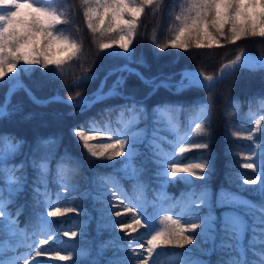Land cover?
Wrapping results in <instances>:
<instances>
[{"label": "snow or ice", "instance_id": "1", "mask_svg": "<svg viewBox=\"0 0 264 264\" xmlns=\"http://www.w3.org/2000/svg\"><path fill=\"white\" fill-rule=\"evenodd\" d=\"M146 10L153 16L169 18L173 25L164 30L166 35L162 41L155 31L151 37L154 48L161 52L169 48L185 52L193 48L222 49L225 45H235L237 41L248 38H264V0H181L179 4H169L168 0H79L78 6H74L72 0H52L47 5L39 0H0V85H9L4 100L0 101V120L22 110L20 104L12 105V96L17 91H23L34 104L40 106L68 104L76 109L67 113L69 116L82 115L110 98H121L124 104L107 107L97 113L110 116L118 109L119 115L115 120L117 127H113L110 120L101 124L92 117L72 126L70 136L75 138L86 158L101 161L102 166L111 167L114 172L125 173L126 178L137 182L136 187L141 193L137 197L139 202H132V206H128L120 198L119 181L114 174H96L92 178L93 187L81 188L82 162L65 148L55 161V183L60 190L56 193V199H52L49 191V179L53 175L51 166L61 147L63 135L37 137L35 145H28L25 151V139L0 132V229L9 233L19 231V217L27 205H17L14 211L8 209L15 202L11 198L31 185L34 215L27 224L43 237L38 236L29 245L28 254L12 264L71 261V255L62 254L66 249L56 250L52 245L57 243L61 234L69 238L79 235L86 237L83 222L73 225L80 229L79 232L71 227L62 231L66 221H60V225L53 227L56 222L49 218H66L69 214L89 217L88 210L82 206V202L89 198L104 204V208L97 211L102 212L109 222L100 224L99 228L121 232L124 236L120 239L127 240L123 245L106 240L98 246L97 256H102L110 248L127 254L123 261L109 259L107 264H157L154 254L159 255L158 250L196 245L197 237L200 254L217 255L216 264H264V151L260 152L259 165L253 162L239 165L252 170V177L245 179L238 174L240 184L236 191L222 187L213 198L209 190L210 178L215 174L211 150L214 124L220 116L225 120L226 127L229 126L231 108L234 106L218 107L215 89L224 79L241 70H264V54L255 57L241 50L234 59L220 67L219 74L185 68L167 74L145 75L139 67L132 66L148 67L143 57L133 59L135 48L132 45ZM76 15H82L99 52L121 57L126 63L109 69L90 95L77 90L74 95L61 96L57 90L46 98L38 97L36 91L41 90L44 84L36 83L34 91L33 86L21 79L22 75L36 70L32 66L40 67L47 82L59 79L62 81L61 87L74 89L81 88L98 76L97 71L88 73V69L84 68L85 75L76 77L70 84L65 82L68 71L75 70L71 69L70 62L79 60L83 51V41L74 38L69 31L78 32L75 28ZM60 25L64 27H58ZM129 76H135L148 89L143 99H137V90L128 91ZM112 77L115 79L109 85ZM161 89L175 99L149 108L146 101ZM193 89L197 90V95L199 92L205 94L193 104L186 105L184 94ZM183 113L188 114L186 129L181 126ZM26 118L30 119L31 115ZM161 122L176 136L175 143L169 142L171 151H165L162 147L165 137L161 133L165 129L161 128ZM262 124L264 117L255 119V130L261 131ZM229 135L240 137L241 133L229 132ZM253 135L254 132L250 130L246 138L252 140ZM193 136L201 142H192ZM260 139L264 142V131H261ZM141 146L149 150L145 162L151 160L158 168L156 176L161 189L173 180L193 184L195 178L202 182L198 190L194 189L180 199L161 191L158 202H143L144 185L140 177L144 169L135 163L141 154ZM193 150L203 151L187 158L195 162H185L184 154ZM244 159L251 160L252 156ZM117 164L121 167L117 168ZM29 169L35 173L31 181ZM84 180L88 178L84 177ZM226 181L232 183L231 174L226 176ZM5 184L7 188L3 186ZM250 185L257 187H246ZM64 193L75 195L68 200ZM6 195L10 199H5ZM253 196L256 198L253 199ZM77 199L81 201V207L67 206ZM149 203L157 213L179 209L178 215L184 218V222L166 214L160 216L156 223L148 212ZM129 214L127 222L113 219ZM77 255L90 256L91 249L78 251ZM0 264L3 262L0 261ZM91 264H99V260L93 258ZM176 264H185V260L178 259ZM191 264H205V261L195 259ZM208 264L212 262L209 260Z\"/></svg>", "mask_w": 264, "mask_h": 264}, {"label": "trees", "instance_id": "2", "mask_svg": "<svg viewBox=\"0 0 264 264\" xmlns=\"http://www.w3.org/2000/svg\"><path fill=\"white\" fill-rule=\"evenodd\" d=\"M52 3V0H48L47 4ZM74 6H78L79 0H72ZM169 4H179L181 0H168ZM65 11L66 9H61ZM78 10V9H77ZM76 24L75 28L78 32L69 30L74 38L83 41V51L79 60H73L70 62L71 69L69 70L67 76L65 77V82L70 84L73 79L78 76L85 75L83 71L84 68L88 69V73L93 71L98 72L96 79L85 83L81 88L74 89L71 87H61L62 81L57 79L53 82H47L46 78L42 76L41 69L39 66L35 67L36 70L32 71L30 74L22 75L21 79L26 84L33 86L35 91L36 83H43L44 87L36 91V95L41 98H46L48 96L54 95L57 90L61 96L74 95L75 91H80L83 94L90 95L94 92L100 84V80L104 77L109 69L112 67L122 65L126 61L118 56L105 55L104 52H99L94 38L92 37L90 31L87 29L82 15H76L74 17ZM173 25L169 18L163 17L161 15L153 16L150 12L146 10L145 14L141 17V24L138 28L137 37L133 41L132 47L135 48V55L133 59H138L143 57L148 67H140L133 64L134 67H139V70L145 75L151 76L159 72L165 74L170 72H178L183 68H198L209 74H216L221 67V65L235 58V56L241 52V50L248 49L255 53H264V38L252 37L245 40L237 41L235 45L228 44L222 49H189L187 52L179 49H165L162 52L159 49H155L151 37L155 31L158 39L161 41L165 38L166 29L171 28ZM63 28L64 25L58 26ZM68 34V33H66ZM112 50H105V52H110ZM93 62H95L93 64ZM82 65V67H81ZM13 75V74H9ZM178 78V77H177ZM7 81V77L4 78ZM115 77L109 79L108 83L111 84ZM9 85L3 83L0 85V101L4 100L5 94L7 93ZM127 89L129 92L132 90H137V99H143L144 94L148 89L141 84V82L135 76H129L127 82ZM218 94L217 104L218 107H223L225 105L234 104L231 108L232 115L229 118V126L226 127L225 120L218 116L215 124L214 131L212 132V143L211 150L214 154L215 160V174L210 178L209 187H212L214 191L218 192L222 187L230 188L232 191L237 190V186L240 184V180L237 175H243V178H251L252 170L243 169L239 167L242 163L256 161L259 165L260 154H256L257 148H264V142L261 141L260 135L261 131H264V124L261 125V131H256L254 127L255 119H260L264 114V70H241L237 72L234 76L227 77L224 79L217 88L215 89ZM197 90L193 89L189 93H185V104L191 105L193 102L202 97L205 93L199 92L196 94ZM170 93L166 90L161 89L156 96L152 97L146 101V105L150 107L155 106L157 103L163 104L167 101L173 100ZM125 101L121 98L114 97L110 98L103 103L96 104L89 111L82 115L69 116L67 113L75 112L76 109L65 103H55L48 106H40L34 104L23 91H17L12 96V105L20 104L22 106L21 111L15 112L10 117H6L0 120V132L11 133L27 141L25 146V151L28 150V145H35V139L37 137H47L50 134H62L63 141L57 155L53 158L52 169L53 175L49 179V191L52 199H56V193L60 190L55 183V161L59 158L65 148L69 149L76 157L82 162L81 167V177L79 179V184L81 188L93 187L92 178L96 174L110 175L114 174L119 181L120 186V198L132 206V202L137 201V197L141 195L140 190L136 187V181L130 178H126L123 172H114L111 167L102 166L101 161L94 159H88L83 153V149L75 141L74 137L70 136V129L77 122H84L89 118L95 117L97 121L101 124L106 121H112V126L117 127L115 124L116 117L119 115V110L112 112L110 116L108 115H97L102 109L107 107H114L116 105L124 104ZM31 115V118L28 117ZM128 115H125V119ZM182 128H187L188 126V114L183 113L180 117ZM162 123V122H161ZM253 131L254 135L252 140L246 138L249 131ZM240 132V137L230 136L229 132ZM168 137L172 141H175V135L168 133ZM192 142H201L198 138L193 136ZM169 148L170 144H166ZM203 150H193L189 153L184 154L185 161H189L187 158L197 156ZM141 154L137 157L135 163L144 169L141 174L140 180L144 185L143 198L146 203L151 202L150 198H155V196L161 191L165 192L168 196L175 199L183 197L190 190L199 188L201 181L195 180L193 178V184H187L184 182H177L175 180L165 184L163 189H161V184L156 176L158 168L151 162V160L146 161L149 155V150L144 146L140 147ZM252 156L251 160H246L244 157ZM22 158V157H19ZM18 158V159H19ZM121 160L123 158H120ZM190 162H195L194 160ZM117 168L121 165L117 164ZM231 174L232 183L229 184L226 181V176ZM29 180L34 178L35 173L29 169L28 170ZM84 177L88 180L85 181ZM249 189H254L257 186L250 185L246 186ZM113 190L115 187L113 186ZM75 194L64 193V196L68 200H72ZM245 195H250V193H245ZM253 199L256 197L253 196ZM5 199H10L7 195ZM14 199V203L8 211H14L17 205H27L24 208V213L19 217V232L9 233L7 230L0 229V250L3 254H9L13 252L10 248V244L18 243V249H29V245L40 236L39 232L35 230L34 227H29L27 221L30 217L34 215L33 211V201L31 193V185H29L23 192L17 194ZM155 202V201H153ZM63 206V205H62ZM67 206L81 207V201L75 200ZM82 206L88 210L90 216H75V214H69L68 217H58L49 218L50 220H55L53 227L60 225V221H66L62 225V231L68 230L70 227L72 230L80 231L79 228L73 225L83 222L84 231L87 236L79 235L76 238L63 237L62 234L57 238V243L52 245L56 250H60L63 247V243L68 244L69 250L73 253L74 259L71 261H60L58 264H91L93 258L99 260V264H107L109 259H120L123 261L127 258V254L117 248H110L105 251L102 256H97L98 246L106 240H113L116 245H123L127 243L126 239H120L124 234L118 231H112L109 229L99 228L100 224L108 223L109 221L104 218L102 212L97 211V209L104 208V204L99 202H94L91 198L86 199L82 202ZM148 212L153 216L156 221L155 215L156 210L149 203ZM179 209H173L169 213L178 215ZM131 214L123 216L121 219L125 222L129 220ZM184 222V218L179 216ZM192 222L200 223L199 220H193ZM143 232V229L140 230ZM135 235V234H134ZM40 238H43L40 236ZM45 247H48L47 245ZM199 237H197L196 245H188L185 248H169L166 250H158L159 255L154 254L157 264H176L178 259H184L185 264H191L192 260L202 259L205 264H208L210 260L212 264H216L217 255L209 254L208 256H202L199 252ZM91 249L90 256H78L77 252L82 250Z\"/></svg>", "mask_w": 264, "mask_h": 264}, {"label": "rangeland", "instance_id": "3", "mask_svg": "<svg viewBox=\"0 0 264 264\" xmlns=\"http://www.w3.org/2000/svg\"><path fill=\"white\" fill-rule=\"evenodd\" d=\"M48 0H39V2L40 3H42V4H45L46 5V2H47ZM33 2H35V0H33ZM10 111H11V109H10ZM262 117H264V114L261 116V118ZM161 128H164L165 129V131H163L162 133H161V135H163L164 137H165V143L162 145V147H163V149L165 150V151H171V148H169L166 144L168 143V144H170L169 142H171V143H175V141H172L171 140V138L170 137H168V133H172L171 131H168L167 129H166V125H165V123L164 122H162L161 123ZM172 134H174V133H172ZM175 135V134H174ZM175 138H176V136H175ZM261 151H264V149H256V154H260V152ZM185 162H190V161H185ZM253 163H257L256 161H253ZM5 188H7V185L5 184V185H3ZM209 190L212 192V194H213V198H215V194L217 193L216 191H214V189L212 188V187H209ZM191 191H193V189L192 190H190L189 192H191ZM188 192V193H189ZM181 197H179V198H177V199H180ZM150 201L151 202H153V201H155V202H158V194L155 196V198H150ZM143 202H145V201H143ZM146 203V202H145ZM166 214H169L168 212H159V213H157L156 212V223H158L159 222V217L160 216H162V215H166ZM176 218H178L179 217V215H177V214H173ZM19 231H17V233H18ZM63 245V247L66 249V251H64L62 254H65V255H71L72 256V259H74V257H73V253L69 250V248H68V244H62ZM10 248H12L13 249V252L11 253V254H3L1 251H0V261H2L3 262V264H12V262L14 261V260H17V259H20V258H22L23 256H26L27 254H28V250L29 249H23V250H19L18 249V243H13V244H10ZM165 264V263H164Z\"/></svg>", "mask_w": 264, "mask_h": 264}, {"label": "bare ground", "instance_id": "4", "mask_svg": "<svg viewBox=\"0 0 264 264\" xmlns=\"http://www.w3.org/2000/svg\"><path fill=\"white\" fill-rule=\"evenodd\" d=\"M246 53H248V54H250V55H252V56H255V57H259V56H260V55L251 54V53H249V52H246ZM187 69L192 70V71L199 70V69H194V68H187ZM219 69H220V68H219ZM218 72H219V70H218ZM218 72H217L216 74H218Z\"/></svg>", "mask_w": 264, "mask_h": 264}, {"label": "water", "instance_id": "5", "mask_svg": "<svg viewBox=\"0 0 264 264\" xmlns=\"http://www.w3.org/2000/svg\"><path fill=\"white\" fill-rule=\"evenodd\" d=\"M218 74H219V72H218Z\"/></svg>", "mask_w": 264, "mask_h": 264}]
</instances>
